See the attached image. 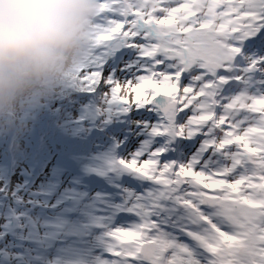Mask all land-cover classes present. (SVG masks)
<instances>
[{
    "label": "snow or ice",
    "instance_id": "1",
    "mask_svg": "<svg viewBox=\"0 0 264 264\" xmlns=\"http://www.w3.org/2000/svg\"><path fill=\"white\" fill-rule=\"evenodd\" d=\"M70 80L150 134L99 264H264V0H98Z\"/></svg>",
    "mask_w": 264,
    "mask_h": 264
},
{
    "label": "rangeland",
    "instance_id": "2",
    "mask_svg": "<svg viewBox=\"0 0 264 264\" xmlns=\"http://www.w3.org/2000/svg\"><path fill=\"white\" fill-rule=\"evenodd\" d=\"M115 77L123 79L119 70ZM61 89L59 85L56 91ZM108 92L109 89L101 86L82 93L62 94L83 100L82 104L75 113L65 107L66 112L72 113L70 124H63L65 135L52 132L47 135L45 141H63L57 152L46 153L40 169L26 165L32 169V182L22 167L15 169L16 145L12 136L0 135V149L4 150L0 153L6 154L4 166L0 167V189L6 193L0 211V264H99L107 260L102 253L108 242L107 232L127 224V213L123 211L127 199L146 187L131 172L115 166L114 159L133 155L150 139L137 110L117 116L119 111L123 112V106L112 103L106 95ZM61 102V98L51 102L44 99L41 104L62 112ZM34 110L36 116L38 106ZM93 110L106 127L96 125ZM29 115L30 112L23 117ZM89 122L94 125L86 127ZM38 129L34 130L37 139L41 136ZM83 137L88 143L108 139L109 145L104 151L93 153L92 158L98 161L95 165L89 164L87 150L77 147L74 152L70 151L75 141ZM4 141L6 146H2ZM33 176L37 177L33 179ZM9 178L10 184L6 181ZM120 178L125 191L117 197L122 187L116 185ZM11 215H16L15 225L10 224ZM47 246L53 248L48 251Z\"/></svg>",
    "mask_w": 264,
    "mask_h": 264
},
{
    "label": "clouds",
    "instance_id": "3",
    "mask_svg": "<svg viewBox=\"0 0 264 264\" xmlns=\"http://www.w3.org/2000/svg\"><path fill=\"white\" fill-rule=\"evenodd\" d=\"M97 15L98 0H0V125L70 80Z\"/></svg>",
    "mask_w": 264,
    "mask_h": 264
},
{
    "label": "trees",
    "instance_id": "4",
    "mask_svg": "<svg viewBox=\"0 0 264 264\" xmlns=\"http://www.w3.org/2000/svg\"><path fill=\"white\" fill-rule=\"evenodd\" d=\"M60 87L62 88L60 91L55 90L50 97L46 98V100L48 102H51L54 99L61 98V103L63 105L64 112H55L51 108H49L48 105H42L40 102V104L38 105V111L36 113V116L34 115L36 111L32 109L31 111H29V117H22L21 119L17 120L14 125H0V135L3 138H8L9 135L12 136L13 142L16 145L15 169L22 167L24 170V174L26 173V176H31L32 169L30 167H34L35 169L41 168L40 164H42V162L44 161L43 159L45 158L46 153L57 152L56 149L63 144V141L45 140L48 139L47 135L49 134V132H52L55 135H65L63 132V124H70V118L72 117V113L66 112L65 107H67L69 111L74 110V113L76 110L80 109L79 106H81L83 100H76L74 96H64L62 94L68 92L73 94H75L74 92L82 93L88 90L86 86L80 85L79 83L73 82L72 80L66 81L65 83L61 84ZM97 88L99 89V87ZM54 114L56 116H54ZM92 116L95 120L96 125L106 127V125L103 123V120H101V118H98L97 112L95 110L92 111ZM36 117L38 118L36 119ZM93 125L94 122H89L87 123L86 127ZM36 127L39 128L37 132L41 135L40 138L38 137L39 141L37 138H34V130L36 129ZM55 127L58 128L53 130V128ZM1 128L4 129L1 130ZM82 139L83 140L75 141V144L70 147V151L74 152L75 148L77 147L87 150L89 164L95 165L98 161L92 158V155L96 150H98L100 153L104 151L109 145L108 139H101L100 141H98V143H88V141L85 140V137H83ZM2 146H6V141L2 142ZM0 150L4 151L3 149ZM4 156H6V154L1 152L0 167L4 166ZM27 164L32 166L26 167ZM5 198L6 193L0 189V211L2 210V207L5 203Z\"/></svg>",
    "mask_w": 264,
    "mask_h": 264
},
{
    "label": "water",
    "instance_id": "5",
    "mask_svg": "<svg viewBox=\"0 0 264 264\" xmlns=\"http://www.w3.org/2000/svg\"><path fill=\"white\" fill-rule=\"evenodd\" d=\"M12 224H15L16 223V220H15V217H12Z\"/></svg>",
    "mask_w": 264,
    "mask_h": 264
},
{
    "label": "bare ground",
    "instance_id": "6",
    "mask_svg": "<svg viewBox=\"0 0 264 264\" xmlns=\"http://www.w3.org/2000/svg\"><path fill=\"white\" fill-rule=\"evenodd\" d=\"M6 181H7V183H10L11 182L10 179H7Z\"/></svg>",
    "mask_w": 264,
    "mask_h": 264
}]
</instances>
